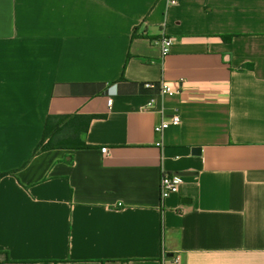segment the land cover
Returning <instances> with one entry per match:
<instances>
[{
    "label": "crops",
    "instance_id": "obj_1",
    "mask_svg": "<svg viewBox=\"0 0 264 264\" xmlns=\"http://www.w3.org/2000/svg\"><path fill=\"white\" fill-rule=\"evenodd\" d=\"M176 1L0 0V264H264V0Z\"/></svg>",
    "mask_w": 264,
    "mask_h": 264
},
{
    "label": "built area",
    "instance_id": "obj_2",
    "mask_svg": "<svg viewBox=\"0 0 264 264\" xmlns=\"http://www.w3.org/2000/svg\"><path fill=\"white\" fill-rule=\"evenodd\" d=\"M170 2H171V4H176L177 1L176 0H170ZM174 42H175V39L171 36H164L159 40V43L161 45L162 52L164 55L169 53ZM145 86L147 88H153V87H156L157 84L152 83V82H147V83H145ZM159 88H160V92L164 93V94L174 95V94L179 92L178 89L173 88L168 82H161V84L159 85ZM112 102H113L112 97H109L108 98V105L111 106ZM180 121H181V116L178 113H176L171 118L163 119L158 125H156L155 131L161 132L165 128H167L169 125L179 124ZM101 151L104 154H108L109 149H108V147H103L101 149ZM182 184H183V177L182 176L176 175V174H171V173H168L165 171L162 172L161 181H160V194H161L162 203H164V201L167 198H169L172 194L177 193L180 190ZM163 257H164V259L168 258L167 251L165 249L163 251ZM179 260H180V257L176 256V257H174L173 262L178 264Z\"/></svg>",
    "mask_w": 264,
    "mask_h": 264
},
{
    "label": "trees",
    "instance_id": "obj_3",
    "mask_svg": "<svg viewBox=\"0 0 264 264\" xmlns=\"http://www.w3.org/2000/svg\"><path fill=\"white\" fill-rule=\"evenodd\" d=\"M223 38L227 41H231L233 36L227 35V36H223ZM55 120H56V117H53V116L48 117L43 138L38 143V145L36 146L35 151H34V155L40 154L43 151H46V150L51 149V148H56L58 146V144L60 142L59 135L60 134L63 135L66 131V128L60 127V126L51 127L52 123H54ZM64 143H65V145H63V146H68V147H72V148H74V146L80 147V148L86 146L85 143L80 141V140L78 141V144H74V143L70 144L68 142H64ZM14 173H15V171L7 172V173H1L0 178L3 175L14 174Z\"/></svg>",
    "mask_w": 264,
    "mask_h": 264
},
{
    "label": "water",
    "instance_id": "obj_4",
    "mask_svg": "<svg viewBox=\"0 0 264 264\" xmlns=\"http://www.w3.org/2000/svg\"><path fill=\"white\" fill-rule=\"evenodd\" d=\"M194 153H200L201 152V148L200 147H196L193 149ZM178 175L180 176H188V175H192L193 172L192 171H184V172H177Z\"/></svg>",
    "mask_w": 264,
    "mask_h": 264
}]
</instances>
